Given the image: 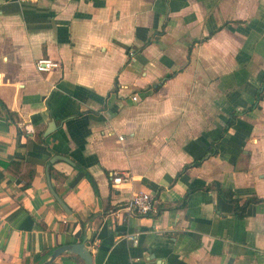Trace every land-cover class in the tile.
Returning <instances> with one entry per match:
<instances>
[{"label": "crops", "instance_id": "obj_1", "mask_svg": "<svg viewBox=\"0 0 264 264\" xmlns=\"http://www.w3.org/2000/svg\"><path fill=\"white\" fill-rule=\"evenodd\" d=\"M212 181L264 198V0H0V264L86 230L92 264H264V200L237 216L196 188L180 205ZM134 190L156 210L119 209Z\"/></svg>", "mask_w": 264, "mask_h": 264}, {"label": "trees", "instance_id": "obj_2", "mask_svg": "<svg viewBox=\"0 0 264 264\" xmlns=\"http://www.w3.org/2000/svg\"><path fill=\"white\" fill-rule=\"evenodd\" d=\"M260 96H261V90L258 89L254 93L253 102H251L246 108H244V109H242L240 111H247V110L252 109L254 106L257 105V101L260 98ZM236 115H237V111L233 110L228 115L227 119L225 120L220 133L214 139H212L209 142V149H210L211 152L215 151V149L213 148L214 147V142L219 139V137L228 128V126H230L231 124L234 123ZM62 119H63V117L59 118V120H62ZM199 161H200V158L194 159L193 163L197 164ZM77 166L82 169V171L84 172L86 178L90 181L94 192H97L96 184H95L94 180L92 179V177L90 176V174L84 168H82L80 165H77ZM182 168H184V167H182ZM196 188H204V189H213V190H215L224 200L232 203L233 211H234V213L237 216H242L243 215V211H244V208H245L247 203H249V202H258V201L264 200V198H262V197L246 196L244 198V200L240 204H238V200H237L236 197L233 196V191L230 188L221 185L218 181H212L210 184L197 185V186H194V187L186 188V190L184 191V194H183V196L181 198L180 205H182L184 203V201H185L186 197L188 196V194L193 189H196ZM93 239H94V233L92 232L90 234L89 238L87 239V242H92Z\"/></svg>", "mask_w": 264, "mask_h": 264}, {"label": "built area", "instance_id": "obj_3", "mask_svg": "<svg viewBox=\"0 0 264 264\" xmlns=\"http://www.w3.org/2000/svg\"><path fill=\"white\" fill-rule=\"evenodd\" d=\"M56 66H58V62L49 57L40 56L34 60V68L37 71H47ZM131 98L135 99V95L132 94ZM119 138H121V136H119ZM129 179L130 176L127 174L121 175L115 173L111 176V182L114 184L128 181ZM156 204V198L149 192L143 190H134L130 192L129 197L119 209H123L126 215H144L155 211ZM127 237L130 238L132 242L136 241V238L131 234H127Z\"/></svg>", "mask_w": 264, "mask_h": 264}, {"label": "water", "instance_id": "obj_4", "mask_svg": "<svg viewBox=\"0 0 264 264\" xmlns=\"http://www.w3.org/2000/svg\"><path fill=\"white\" fill-rule=\"evenodd\" d=\"M50 124L53 125V122L51 121ZM57 157H61L64 160H68L65 156L53 155L50 158V161H52L54 158ZM45 176H46L47 184L50 188L51 194L53 195L54 199L57 201V203L61 206L63 210L68 212L69 210L64 204V202L58 197L55 191L50 187V183L48 180V165H46L45 168ZM89 235H90V231L86 230V233L84 234L81 241L68 242L52 248L48 256L44 260H42L39 264H49L54 259L55 256H57L62 252L75 253L83 260V264H92L90 250L84 244V241L89 238Z\"/></svg>", "mask_w": 264, "mask_h": 264}]
</instances>
